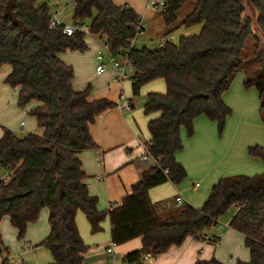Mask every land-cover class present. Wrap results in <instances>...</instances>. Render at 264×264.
<instances>
[{"label": "trees", "instance_id": "obj_1", "mask_svg": "<svg viewBox=\"0 0 264 264\" xmlns=\"http://www.w3.org/2000/svg\"><path fill=\"white\" fill-rule=\"evenodd\" d=\"M188 1L194 2L193 11L175 25ZM7 2L0 0V69L11 66L5 82L19 88L20 107L32 100L39 102L30 115L42 131L20 136L4 129L0 172L9 171L12 176L8 182L0 181V223L8 216L18 238L24 239L28 225L48 208L50 233L39 246L50 251V264H85L90 247L81 235L78 213L86 215L93 234L103 231L109 217L116 246L142 239L141 248L122 258L123 264H138L143 253L161 255L190 236L206 240L204 233L236 207L229 226L244 235L250 250V261L237 264H264V171L222 177L201 208L183 203L166 218L158 213L149 195L153 187L168 181L180 185L187 179L185 167L177 160L184 148L183 129L188 138L193 137L195 120L205 116L217 123L222 136L233 113L224 94L243 65L249 36L256 42L254 61L261 75L256 81L245 79L244 86L256 87L264 116V0H165L161 6L164 21L173 26L167 34L182 26L202 25V29L198 35L181 37L178 43L167 41L156 48L131 46L139 18L133 8L116 5L113 0H72L73 23L88 20L91 34L103 38L113 54L130 48L134 96L152 81L166 83L164 93L149 92L143 105L144 114L150 117L147 149L158 164H151L122 204L110 210L99 209L98 198L90 193L79 154L97 149L89 126L116 103L107 98L91 100V87L76 91L74 67L60 57L67 50H87L86 35H68L64 25L51 29V8L46 1L17 0L11 13L6 11ZM249 4L253 16L246 15ZM248 153L264 163V146H250ZM207 241L216 244L219 237ZM8 251L0 229V256ZM1 264L12 262L5 258ZM195 264L223 263L212 258Z\"/></svg>", "mask_w": 264, "mask_h": 264}, {"label": "crops", "instance_id": "obj_2", "mask_svg": "<svg viewBox=\"0 0 264 264\" xmlns=\"http://www.w3.org/2000/svg\"><path fill=\"white\" fill-rule=\"evenodd\" d=\"M153 1L156 3L155 8L159 7L157 4L162 0ZM113 2L116 5H127L133 8L139 16L144 18L145 22L148 13L146 0H113ZM60 21L65 23L61 19ZM79 53L81 52L68 53L65 51L60 54V57L64 62L73 66L74 70L79 68V72H82L83 78H80L75 72L73 87L76 91H83L88 82L86 75L92 71V65L97 62V59L94 51L89 52L91 56L87 63L86 59L81 60V57H85V55ZM11 69L10 65H4L0 69V138L3 136L4 129H10L17 135L23 136L30 132H37L36 130L39 128L36 127L38 125L36 119H32V124L24 120L28 109L18 105L19 88H14L5 82ZM95 72L93 87L89 85L92 87L90 99L107 98L117 104L122 94V88L117 81L116 73L113 70L104 73L97 72V74ZM244 80V74H241V77L236 81L234 90L229 88L224 94V101L230 108L231 106L247 108L245 102L250 94L244 90ZM126 82L123 84L124 93L129 87ZM148 89L152 90L150 92L164 93L166 84L163 82L160 85H152ZM253 97L255 98V95ZM29 107L30 109L34 108L31 105ZM133 108H135L134 104ZM240 117H228L226 136H220L217 123L205 116H200L195 120L193 137L188 138L186 132L182 131L184 148L178 152L177 160L185 167L188 173L187 179L180 185L168 181L149 191L150 198L162 217L174 215L183 206L178 203L179 196L185 204L201 208L210 196L213 185L222 177L241 173L252 175L264 171V163L260 159L251 157L248 153V148L253 145H250L251 143H248L249 141L241 135L244 115ZM149 120L150 117L144 114V109L127 111L114 107L100 114L90 124V134L98 147L81 152L79 158L87 174L85 182L90 193L98 198L99 209L110 210L121 205L124 198L131 193L132 186L151 166V162L142 160L145 145L150 139ZM144 132L149 136L147 141L143 140ZM236 211L237 208L234 207L232 217ZM230 220L226 221L228 228L217 232L214 227L204 233L207 235V239L210 236L219 237L218 243L213 244L202 237L199 239L190 236L182 245L172 246L167 252L158 255L156 264H195L198 260L212 258H216L223 264L250 261L248 247L246 248L249 253L241 254L242 245L245 244L244 235L229 226ZM77 223L85 243L90 247L85 255L84 263L104 264L108 259L106 247L112 242L110 218L107 217L104 221L103 231L96 234L91 232L90 224L83 212L78 213ZM49 233V209L44 208L39 219L28 225L24 239L9 245L4 242L9 248L8 253L14 257L17 264H50L53 262L50 251L39 246ZM141 246L142 239L137 238L126 244L115 246V252L117 257L122 260L126 254L141 248Z\"/></svg>", "mask_w": 264, "mask_h": 264}, {"label": "rangeland", "instance_id": "obj_3", "mask_svg": "<svg viewBox=\"0 0 264 264\" xmlns=\"http://www.w3.org/2000/svg\"><path fill=\"white\" fill-rule=\"evenodd\" d=\"M39 1L45 2L46 0H39ZM52 1H53V8L52 9L54 11H56V8L58 10H60L58 18L63 20L67 24H72L73 23V15H74V7L72 4V0H52ZM146 1L149 2L150 0H146ZM194 5L195 4L193 1H188L182 6L181 10L178 13V19H177V22L175 23V25L182 22L186 18V16L189 15L193 11ZM147 11H148V13H147V16L145 18V31H143L142 33H139L136 36L135 41H134V45L136 48H143V47L156 48V47L160 46L161 42L163 44H165L167 41H172L174 43H178L179 39L181 37L195 36L201 32L202 25H195V26H192L190 28L183 27V26L178 27L174 32L167 34L168 31L173 26H168L165 23L164 15H163V8L161 6L154 8V6H153L150 9L148 8ZM253 14H254L253 8L249 4L248 9L246 11V15L253 16ZM85 22L87 24H90V22L88 20H86ZM85 35L87 38L86 42L88 43L87 44L88 49L85 51H80L81 53H79V54H84L85 57H81V60L86 59V62L88 63V59L91 56L89 52L94 51V55L96 56L98 45L99 44L103 45L104 39L101 38L99 35H93V34H91V35L85 34ZM255 47H256V42H255L254 38H252L251 36L247 37L245 48H244L243 53H242L243 65L240 67L238 72L231 78L230 90H234V88L236 86V81L241 77V74H244L245 79L249 78V79H252L255 81L260 77L261 70L259 69V66L256 63V61H254L255 57H254L253 53H254ZM67 51L69 53V52H75L78 50H67ZM96 59H97V56H96ZM100 62L101 61H99L97 59V62L94 63V65H92L93 66L92 71H90L86 75V78L88 79L86 89L89 87V85L90 86L92 85V87H93V81H95L94 72H95L96 67L98 66V64ZM75 72L78 73V76L80 78L84 77V75H81L82 72H79V68H77V70H75ZM95 73L97 74V71ZM90 81H92V82H90ZM163 82H164V84H166L164 80H160V79L152 81L148 84H145L142 87L140 94L138 96H134L133 92L131 90V78L129 80H127L126 83H127V86H129V87H127L126 93H127L128 97L132 98V101H133V104L135 107V108H132L131 110L133 111L134 109H136L138 111V110L143 109V105H144V101H145V98L147 96V93L152 91V90H149L148 88L152 85H160ZM92 87H91V89H92ZM244 88H245L244 90L248 91L250 94L249 98L245 102V105L247 104V108L244 109V108H241V106L234 108L233 106H231V108L233 109V113L231 116H233L235 118H237V117L241 118L240 116L244 115V117H243L244 124L242 126L241 131H240L242 133L241 135L249 141L248 143H251L250 145L260 144V145L264 146V116H263V113L261 111V101L259 99L258 91L255 89V86H252L250 88H246V87H244ZM85 90H83V91H85ZM254 95H255V98L253 97ZM38 104H39V102L37 100H32L26 106L28 109L27 116L24 119V120H26V122L32 124V119L35 120V118L29 114V112L31 110L29 105L35 107ZM131 110H129V111H131ZM142 113H143V110H142ZM36 123H37V121H36ZM37 126L38 125H36V127ZM36 131H37L36 133H41L40 128H38ZM183 132H185L184 129H183ZM222 135L226 136V126H225V129H224V132ZM238 137H239V135H238ZM148 139H149V136H147L146 132H144L143 140L147 141ZM4 172H5V170H2L0 172V175L3 174ZM257 173H254L252 175H255ZM241 174L247 175L245 173H241ZM233 210H234V207H232V209H230L229 212H226V214H224L219 219L218 225L214 228L217 232L219 230L224 229V228H228L227 227L228 224L226 223V221L228 219H231V217H232L231 214L233 213ZM0 229H1V233H2L3 239L6 242V244L9 245V244H12L13 242L15 243V242H18L19 240H22V239L18 238L17 229L12 225L10 218L8 216H5L2 219V221L0 223ZM90 236H93V235H90ZM211 237H213V236H210V238ZM245 252L249 253V250L246 248L245 244H243L242 248H241V254L244 255ZM232 264H237V261L233 262Z\"/></svg>", "mask_w": 264, "mask_h": 264}, {"label": "built area", "instance_id": "obj_4", "mask_svg": "<svg viewBox=\"0 0 264 264\" xmlns=\"http://www.w3.org/2000/svg\"><path fill=\"white\" fill-rule=\"evenodd\" d=\"M46 2L51 8V17H50V28L51 29H56L59 26L64 25L63 31L64 33L68 35H73L79 32H82L87 35L89 34L91 35L89 24H87L86 22H82V21H79L77 23H72V24L61 22L60 19L58 18L60 10L56 8V11H54L52 9L53 8L52 0H46ZM155 5L156 3L150 0L147 4V8H151ZM157 5L159 6L165 5V0H162ZM135 30L137 32V35L139 33H142L145 30V22H144L143 17L139 16V18L137 19V22L135 23ZM135 38H132L130 40L131 46L134 45ZM103 43H104L103 45L102 44L98 45L96 56H97V59L101 62L98 64L96 70L99 73H104L108 70H113L116 73L117 81L120 83L121 88H122V94L120 96V100L116 104V107L122 110L129 111L133 108V102L131 98L128 97L126 93L123 92L124 91L123 84L132 77V74L134 73V70H135L130 60V57H129L130 48L116 55L110 51L109 44L105 40H103ZM163 45L164 44L161 42L160 46H163ZM142 160L145 162H151V164H158V161L148 151L147 143L145 145L144 154L142 155ZM11 176H12L11 172L5 171L3 174L0 175V181L8 182L11 179ZM177 200L180 205L184 203V201L182 200L180 196L177 198ZM115 246L116 245L113 242H111L106 247L108 259L106 260L104 264H123L122 260H120V258H118L116 255ZM156 257L157 256L150 251L145 252L142 254L138 264H156ZM5 258H8L10 262H12V264H17L14 257L11 256L10 253L8 252H5L3 255L0 256V264Z\"/></svg>", "mask_w": 264, "mask_h": 264}, {"label": "water", "instance_id": "obj_5", "mask_svg": "<svg viewBox=\"0 0 264 264\" xmlns=\"http://www.w3.org/2000/svg\"><path fill=\"white\" fill-rule=\"evenodd\" d=\"M17 0H8L7 4H6V11L8 13L12 12V8L14 7V5L16 4ZM249 2H251V0H249Z\"/></svg>", "mask_w": 264, "mask_h": 264}]
</instances>
